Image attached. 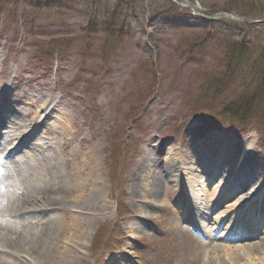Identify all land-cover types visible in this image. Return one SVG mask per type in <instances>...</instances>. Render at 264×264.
I'll list each match as a JSON object with an SVG mask.
<instances>
[{"label": "rangeland", "instance_id": "obj_1", "mask_svg": "<svg viewBox=\"0 0 264 264\" xmlns=\"http://www.w3.org/2000/svg\"><path fill=\"white\" fill-rule=\"evenodd\" d=\"M50 1L37 0V2L34 1L29 4L22 2V0H6L8 12H10L7 15L6 13L0 14V64H3V71L7 70L15 78L8 89L13 93H18V96L29 93L33 98L26 102L31 105L32 100H36L37 91H41L45 95L56 93L57 84H55V81L62 78L60 86L61 89L66 91L62 90L64 93L61 95L54 94L53 98L56 97L59 103V108L55 107V110L63 108V114L66 117V122L64 121L66 133L63 138L66 147L67 145L68 147L65 156L68 159V157L71 158L78 154L84 160L87 159L84 154L90 152V156L91 153L92 155L94 153L98 159L96 166V168L98 167V172L96 169L98 182L96 187L93 188V193L88 194L89 187L86 188V192L78 191L76 182L73 180L68 181L69 186L64 195L67 199L64 208L79 219L81 230L73 240L71 234L68 235L67 252L63 261L61 258L53 259L49 264H99L101 261L100 255H97L100 252L94 254L91 245L93 232L98 227H102V224L106 225V232L111 228L126 232V240H122L124 245L121 250L132 261L135 260L137 253L135 242L142 241L143 238L140 240L141 234L139 233H136V235L131 233L129 224H135L139 221L137 218H124L117 221L114 219L115 205L109 199L111 197L109 164L112 163L113 159H109L108 149L114 137L119 143V139L125 133L132 131L133 134H137L141 129L140 126H137L132 130L130 125L126 121L124 122L121 113L116 114L126 98L139 85L141 87L145 78H150L145 72H142L141 66L147 67L152 64L154 67H158H155L156 73L160 75L155 89V97L153 96L154 98L149 102L154 118H150L149 112L143 118V123L148 124L154 120L153 130L150 131L152 139L146 149L152 151L157 148L158 151H164L166 148L173 153L170 139H166L162 130L170 125L177 126L187 116V111L180 106L181 101L186 98L189 99V97L195 99L193 101H198L197 97L200 98L207 89L205 87L206 78L208 77L211 80L216 76L215 74L221 73L216 59L220 58L217 53L223 48L226 41L244 42L251 50L253 57L262 56L264 54V24H230V22L224 21L204 22L177 7H175L176 11L171 15L169 14L168 17L151 19L150 15L156 12L157 9H173L172 5L165 0L124 2L119 13L118 28H121V34L113 49L109 63L105 67L107 73L102 70V59L100 56L98 57L96 50L98 47L97 42H93L90 46L86 41L75 40L70 49L63 53L62 58L59 55L57 58L54 57L52 62L49 63L50 66H47V61L38 58V53L43 51L44 44L51 38L64 39L69 35H81L82 30L87 26V17L94 7L98 9L97 13L99 14L104 8H108L107 11H112L121 1L59 0L58 4L55 0L53 8L50 6ZM43 2L45 8H42ZM198 2L200 7L210 14L213 10L224 8L232 9L239 13L238 15L241 12L248 18L260 19L264 16V0H199ZM192 24L195 27H192ZM100 39L99 36L98 40ZM182 41L190 43V46L194 44L196 48L193 49L197 53L190 55L188 53L189 48L185 47L184 51L187 52L180 55L176 48L181 46ZM201 43H204L205 46L200 47ZM187 61L194 66L187 64ZM196 67L202 68L201 72L205 78L201 76L198 69L193 70ZM77 72H81V75L79 76ZM98 74L107 75L105 82L108 81L109 77L112 81V85L107 87H105V82L101 84L100 89L105 93H108L110 87L114 85L116 98L111 108L106 100H100V94L88 97L77 95L82 93V84L86 79L91 76L97 77ZM249 79H246V83H249ZM70 81L74 85L76 84L74 91L68 87ZM77 83H79L78 87ZM90 84L92 83L89 82ZM10 100L13 101V99ZM92 104L93 107L91 108ZM46 131L47 135H50V139L56 137L55 141L61 142V136H54V134H50L51 131ZM215 132L209 135L211 140L217 139L218 134L222 135L219 131ZM225 135L229 136L228 133ZM251 138L255 142L257 134L252 132L246 139L251 140ZM89 140H91L90 144H88ZM78 142L83 144V149L78 150ZM190 147L192 148L185 141L182 145L185 151L182 153H186ZM253 157L257 158L258 161H256L262 173L259 176L258 183L263 184L264 155L262 156L257 149ZM256 161L246 158L243 162L244 167L252 165V163L256 164ZM131 162L132 160H128L125 165L123 164L124 166H121V169L124 167V171L129 170L133 179V173L137 171L138 167L133 166ZM64 170L66 171L65 167ZM93 173H95V169H93ZM85 175L86 172H84V177ZM128 180H130L129 177ZM115 182L113 187L118 189L119 181L115 180ZM137 185L136 181H130L124 185V189L134 191ZM255 186L258 185L255 183ZM138 199L134 196V193L133 196L128 198L127 205L132 207L133 216H137L141 212V208L145 209V206L143 207L145 204ZM56 200L58 203H62L61 199L57 198ZM154 210L149 207L148 214H151ZM161 212L159 210V213ZM162 220L165 227H171L166 219ZM132 228L134 229V226ZM222 233L223 231H220V234ZM224 239L229 238L224 237L217 241L224 244ZM247 243L256 245L253 250H249L248 254L250 255L248 257L256 259L254 264H264V232L251 243L245 241V244ZM227 244L232 245V243ZM220 252L223 253V250H220ZM215 255L218 258L217 260L220 261L223 258L225 261L227 259L228 262L233 259V264L246 262V256L243 257L241 254H231L228 258L221 253H215ZM180 260L183 259L177 258V264ZM152 262L153 264H161L159 261ZM171 262L172 260L166 262V264H171ZM187 263L189 264V262Z\"/></svg>", "mask_w": 264, "mask_h": 264}, {"label": "bare ground", "instance_id": "obj_2", "mask_svg": "<svg viewBox=\"0 0 264 264\" xmlns=\"http://www.w3.org/2000/svg\"><path fill=\"white\" fill-rule=\"evenodd\" d=\"M0 94L2 97L0 112L7 108L13 115L18 113L19 110L14 109L15 105L18 103L14 102L13 104H6V99L10 98L12 92L8 90L6 92H1ZM29 97L30 96H27L28 99ZM18 98H20V100L17 102H22L21 98L25 99L24 96ZM40 104L41 105H39L38 108L43 109V103ZM58 114L59 117L55 119L57 121L56 126H60L61 131H64L65 126L63 128V125L64 121L66 122V118L62 113H56V116ZM56 116H52L51 118L54 119ZM46 120H48V117H46L44 121ZM21 122L24 126L28 125V120H25V113L15 116L8 123L10 135L7 137V144L15 140H20L19 136L23 131L18 130V127H20ZM43 123L42 120L40 124ZM30 137L31 134L27 137V142ZM4 144L5 142L0 140V153L3 154L10 164H13V167L9 170H3L4 177L7 179L5 181H7V183H4V181L0 183V191L4 189L8 191L14 190L16 193L24 194L26 197L19 201L14 200L13 197L8 195L2 201L3 204H5V212L0 213V218L3 222L5 219H9V221H6L5 227L0 226V264H47L48 261L60 258L63 261L67 252L68 235L71 234V239L73 240L76 234L80 233L81 227L77 224V218L64 208V204L67 200L64 195L66 194L69 185L67 176L59 170L62 162L57 153L58 144L55 142L49 143L48 149L50 155H47V150L43 146L34 143V148L32 147L31 150L28 149L27 153L22 155L23 160L17 159L15 161L10 159L12 155L9 151L5 150ZM222 146L223 144H221L220 147ZM63 148L64 146L62 145V149ZM206 150L205 153H207ZM210 151L212 153L208 152L206 154L203 163L206 166L212 167L214 171H220L221 174H218V177H221V179H224L227 182L233 181L231 179H241V177H239L242 174L240 164H238L237 167H233L232 165L231 169L228 165V158L226 156L220 157L218 155L219 149L214 147V149ZM84 156L87 157V159L78 163L79 168L76 169L77 171L71 172V180L76 182L78 191L86 192V188L89 187L90 191L88 194H91L94 192L93 188L96 187L98 182V178L96 177V169L98 172V167L96 168L98 159L94 153L93 155L91 153L90 156V152L85 153ZM63 157V162L65 164L64 153ZM181 164L183 165L182 169L191 175L192 180L195 181L196 167L190 165L186 160L184 161V164ZM141 167H139V169ZM145 168L146 170H149L153 167L147 166ZM93 169H95V173H93ZM31 172L34 173L31 174L33 176L30 177L29 173ZM84 172H86L85 177ZM154 172L155 171H152V173ZM251 173L252 172H248V175L245 176V178L253 181V175ZM25 174H27V176L24 177ZM179 175L184 174L181 172ZM11 179H14V181L16 180L17 182H12ZM217 192L218 191L216 190L213 193V197L217 195ZM259 196L260 199L257 202H261L262 200V195ZM245 197L246 196H243L242 198ZM28 198L36 200L41 199L43 203L48 205L47 207L53 208L57 213L58 218H48L40 224H36L35 222L25 224L26 218H23L22 216H29L31 214L39 215L46 212L47 208L31 210L36 206H34L33 201ZM57 198L61 199L62 203H58L56 200ZM249 201L250 200H248V202ZM250 206L252 205L249 204V207ZM245 207L250 209L248 206ZM248 213L249 212H247V214ZM252 214L253 212H250V215ZM25 227H28L29 229L35 228V230L32 231V235L26 234ZM253 247V245H247L240 248L241 252L245 254L244 256H248L250 255L248 254V251L253 250ZM245 261L248 264H252V262L254 264L256 259L246 257ZM246 262L243 264H247ZM217 264L221 263L217 262Z\"/></svg>", "mask_w": 264, "mask_h": 264}, {"label": "trees", "instance_id": "obj_3", "mask_svg": "<svg viewBox=\"0 0 264 264\" xmlns=\"http://www.w3.org/2000/svg\"><path fill=\"white\" fill-rule=\"evenodd\" d=\"M250 100H251V97H247V96L242 97L240 99L237 98L236 103L234 105L236 111L238 110V112L240 114L243 113V112H246L248 110V108H249V102H250ZM258 118H259V120H261L262 119V116H261V118L260 117H258ZM240 120H242V119H240Z\"/></svg>", "mask_w": 264, "mask_h": 264}]
</instances>
